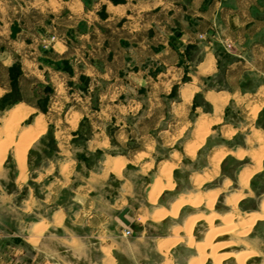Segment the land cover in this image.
Here are the masks:
<instances>
[{"label":"crops","instance_id":"crops-1","mask_svg":"<svg viewBox=\"0 0 264 264\" xmlns=\"http://www.w3.org/2000/svg\"><path fill=\"white\" fill-rule=\"evenodd\" d=\"M47 3L49 13L62 12L68 22L62 23V33L76 35L74 40H60L56 44L57 55L75 58L77 62L72 85L76 86L83 75L87 76L89 86L83 96L74 94L76 102L66 112V122L76 124L56 125L59 156L42 160V165L32 171L35 180L46 181L39 206H47V212L37 220H27V214L38 210L32 208L31 191L25 200L24 240L34 250L32 264H117L112 255L126 241L123 233L128 226L119 215L128 208L126 217L131 225L135 218L141 221L143 214L133 218L131 203L139 186L144 185L143 177L163 162L158 160L156 149L189 148L202 130L208 134L198 149L210 147L208 165H212L215 153H224L227 159L246 151L247 146L249 156L252 148H259L255 140L258 133H264V126L257 124L259 113L264 114V0ZM86 19L102 21L104 26L81 27ZM11 25L12 22L3 39L16 45L19 43L12 40ZM45 31L39 29L37 35ZM9 60L8 65L4 62L5 66H10ZM47 77L55 91L68 82V77L60 72L50 67L39 69L34 60L24 58L23 80L41 81ZM93 86L95 105L90 97ZM7 92L8 88L0 86V97ZM16 106L28 111L26 118L33 117L27 125L40 117L45 121L54 108L48 106L47 113H43L35 104L19 102L0 118L1 129ZM257 106L259 110L252 113L250 109ZM243 107L247 116L253 115L252 122H233V108ZM254 123L261 128L254 127ZM248 127L250 133H244ZM83 131L91 136L85 148L103 152L96 167H87L76 159L79 146L73 147L72 140ZM110 133H114L115 143ZM240 137L244 143L234 144ZM130 142L136 143V147L129 148ZM123 148L128 149L127 154L112 152ZM154 182L148 185V197ZM161 197L165 199L166 193ZM175 201L160 207L171 210ZM147 220L154 221L151 217ZM172 236L173 233L165 239ZM159 239L164 238H158L155 245ZM16 250L17 255H24L21 247ZM156 250L162 254L157 246ZM166 261L168 258L164 264Z\"/></svg>","mask_w":264,"mask_h":264},{"label":"rangeland","instance_id":"rangeland-1","mask_svg":"<svg viewBox=\"0 0 264 264\" xmlns=\"http://www.w3.org/2000/svg\"><path fill=\"white\" fill-rule=\"evenodd\" d=\"M48 1L50 0H0V31L2 38L0 40V86L9 89V92L6 94H11V99H17L12 105L7 104L9 100L0 103V118H2L6 110L19 102L35 104L43 113H47L48 106H54L46 116L48 118L44 121L46 130L43 139L39 141L40 135L38 141L32 143L27 153V174L24 182L18 175L20 168L15 158L13 146L9 147L6 158L2 164V170L0 171V264H32L34 250L24 240V223L26 220V211L24 210L25 200L29 197L31 191L34 196L32 208H38V210H33L32 213L28 211L27 220H30V218H32V220H37L40 215L47 212V206H39V204H42L40 200L44 198L43 190L46 181L39 182L35 180V175L32 171L38 169V167L42 165V160L46 161L48 158H56L59 156L58 151H60V149L57 147V139L55 136L56 125L64 126L65 124H76L75 121L71 120L69 121L70 123L66 122L68 117L66 112L68 108L76 102V100L73 99L74 94L77 93L83 96L85 90H87L89 86L87 76L83 75L80 76V82L76 86H73L71 76L74 71V64L77 63L75 58H67L63 55L60 56V54L57 55L58 50L56 44L60 40L65 42L74 40L76 39V35L73 33L67 35L62 33V23L68 22L64 21L62 12L55 13V11H53L49 13L48 9L50 8L47 3ZM111 1L116 3L122 0ZM100 15H104L103 9L100 10ZM9 17L13 20H10ZM70 19L72 20V18ZM11 22L12 40L19 43H16V45L10 44L7 39H3L4 32L7 27L9 28ZM89 25L92 27L97 26L98 28L104 26L102 21L97 22L86 19V21L82 22L81 27L87 28ZM39 29H46V31L43 35H37ZM32 44L34 45L32 46ZM9 55L11 58H8ZM24 58H29L31 61L34 60L38 63L39 69L50 67L55 72H60V75L68 77V82H64L66 87H61L60 91H55L53 85L48 83L49 77L41 81H38L36 78L23 80ZM8 60L10 66H5L4 62L7 64L6 61ZM93 89L94 86L91 87L90 97L92 104L95 105ZM6 94L0 97V101ZM43 108L45 110H43ZM243 108L237 110L233 108V122H252L253 115L249 114V116H247L248 111L246 112L245 108ZM257 108L259 107L257 106L254 109H250V111L255 113V111L259 110H257ZM262 113H264V110ZM32 120L33 117L26 118L20 122V127L22 128L29 124ZM86 123L87 122L82 123V130H85L83 126H85ZM257 124L264 126V114L261 116L259 113ZM257 124L255 126L254 123V127L261 128L258 127ZM2 126L3 123L2 120H0V133ZM249 128L250 127H248V131L244 133H250ZM202 132L204 131L202 130L200 133ZM207 134L208 131L205 136ZM110 135L112 137V142L115 143V139H113L114 133H110ZM2 136L3 138L5 137L3 134ZM260 137L264 139L263 132L258 133L255 140L259 148L257 150L252 148V154L250 156L247 155L250 154V148L247 146L245 149L246 151L241 152L243 156H228L227 159L224 157L220 163L218 174L214 176L213 179L200 185H197L196 179L198 177H203L200 175L204 172L209 173L213 170L212 161V165H208V159L212 154L209 146L197 148L198 150L196 149L194 154L191 153L190 147L183 149V147L179 146L175 148L160 146L156 149V156L158 160H163V162L159 166L154 167L151 172H148L147 176L143 177L144 185L139 186L138 195L131 203V214L133 218L135 215L137 216V214H143L140 216V220L143 221L144 217H150L152 211L157 207L170 206L176 198L180 197L179 195L183 194L188 196L190 194L199 195L202 193L204 195V193L216 191L217 189H220V191L218 192V197L212 210L222 213L234 212L231 205L226 204L225 196L241 192L239 184L241 183V175L244 169L255 167L253 154L264 147V143L263 145L259 144ZM18 138L19 132H17L15 136L16 140ZM202 138H204V134L199 135L198 140L192 145L197 143L200 146L204 141ZM90 139V134L83 131L80 137L72 140V144L73 147L74 144L79 146L78 151L75 153L76 159L80 160L81 163L85 164L87 167H96L103 152L88 151L85 147ZM243 143L244 138L240 137L235 140L234 144L239 145ZM232 145L233 143L230 142V146ZM135 147L136 143H129V148ZM200 151L201 154L199 155L198 153ZM112 152L113 154L118 152L127 154L128 149H116ZM46 165L47 163H45L44 166ZM167 165H172L171 178L175 186L173 189L163 191L162 194L166 193L165 199H162L160 195L156 201H152L148 197V192L151 189V186L148 185L155 181L156 176H162L163 171L170 168ZM257 173L251 177L249 189L243 191L244 197L239 201L237 211L234 212L237 216L236 221L240 217L245 220L251 219L253 213L260 211L264 199V158L262 161V168ZM228 180L232 182L228 184ZM66 196L67 199L70 198L69 195ZM187 206L181 209V213L176 218L170 217L168 221L161 220L155 222L147 220L141 222L136 218L135 221L132 220V224L135 227L133 229L136 230L137 233H134L131 226H126L123 233L126 241L122 242L120 250L114 252L116 255L111 251V253L114 254L112 256L116 258L115 263L164 264L165 258H168L169 261H173V264H188L189 260L198 254L195 249H190L188 247L187 238H184L182 242L169 251V255L167 254L169 257L160 254L156 250L155 245V241L158 238H165L172 235L173 228H182L184 226V221L187 220L189 216L199 212H204L206 215L210 214V209L205 203H203L199 209ZM146 210L151 214L148 215V213H145ZM201 223L202 221H200V224L198 223L199 226H197L194 232L196 241H201L209 229L205 226H200ZM216 223L217 227L223 225L221 220H217ZM239 238L245 243H248L250 248H246L244 243H240V241L239 243L234 242L229 249L237 248L241 251L251 249L256 251L257 254L251 256L247 260V264H264V221H257L246 235L240 236ZM234 239L235 238L228 236L224 240H217V242H225ZM17 247H21L24 250V255L19 256L16 254ZM226 251L227 249L223 252ZM95 253L96 256H98V251H95ZM224 264H234V262L226 261Z\"/></svg>","mask_w":264,"mask_h":264},{"label":"bare ground","instance_id":"bare-ground-1","mask_svg":"<svg viewBox=\"0 0 264 264\" xmlns=\"http://www.w3.org/2000/svg\"><path fill=\"white\" fill-rule=\"evenodd\" d=\"M259 108H257V110ZM27 115L28 111L23 106H16L9 112V117L7 116L8 118L6 119L4 127L0 133V171L2 170V164L6 158L9 147L13 146L15 158L20 168V179L23 180V182L26 179L27 174V153L32 143L35 142L46 130V125L43 117L37 118L34 124L25 125L21 128L20 122L23 121L27 117ZM17 132H19L18 140L15 139ZM2 134L5 136L4 138ZM201 134H204L205 136L206 132L200 133L199 135ZM262 137H260L259 144L263 145L264 139ZM198 146L199 144L197 143L191 145V153L194 154ZM237 155L243 156L242 153ZM253 155L255 160V167L244 169L241 175V183L239 184L241 192L233 195L229 193L230 195L225 196L227 202L226 204L231 205L234 212L237 211V205L239 201H241L244 197L243 191L248 190L251 185V177L262 168L264 147L256 151ZM224 157V153H215L214 157L211 160L213 164L212 172L206 173L203 177H198L196 179L197 185L213 179V177L218 174L220 170V163L222 162ZM167 166L170 168L172 167V165ZM170 168H168L169 170H164L162 176L158 177V179H155L156 182H154L155 184L153 185L152 190L149 193V198L152 201H156L157 198H159V196L163 193V191L174 188L175 185L171 178L172 168ZM231 182V180H228V184H230ZM219 191L220 189H217L216 191H210L206 194L204 193V195L203 193L199 195L190 194L188 196L182 194L178 198V200L174 202L171 210H167L164 207H157L154 210L150 217L154 221L158 222L170 216L171 218L177 217L181 212V209L187 205V207L191 206L194 209H199L203 205V203H205L206 206L210 209L209 215H206L204 212H199L188 218V221L184 227L173 228L172 237L168 239H159L156 246L163 255H167L169 251L180 242H182L184 238L188 239L187 242L189 244V248L195 249L198 254L197 256L190 259L188 264H224V262L226 261H232V263L234 262L235 264H247V260L251 256H255L257 254L256 251H253L251 249L247 251H241L237 248H233L231 250L229 248L234 244V242L239 243L240 241V243H244L246 248H250L249 244L245 243L239 237L246 235L257 221H264V199L262 201L260 211L253 213L251 219L245 220L244 218L240 217L236 221V213L232 212L231 210V212L227 213H221L212 210L218 197ZM145 213L149 212L146 210ZM148 218L149 216L144 217L143 221H146ZM217 220H221V222H223V225L217 227ZM200 221H202V223L204 222L203 224L201 223L200 226H205L209 229L207 233L205 232L206 235L201 241H196L194 238V232L197 226H199ZM228 236L231 238L233 237L236 240L234 239L235 241L228 240L225 242H217V240H224ZM226 249L227 251L223 252ZM166 262V264H172L171 261Z\"/></svg>","mask_w":264,"mask_h":264},{"label":"water","instance_id":"water-1","mask_svg":"<svg viewBox=\"0 0 264 264\" xmlns=\"http://www.w3.org/2000/svg\"><path fill=\"white\" fill-rule=\"evenodd\" d=\"M129 209L126 208L124 209L120 215H119V218L128 226H132V228H135L133 225H131V222L130 220H128V218L126 217V214L128 213Z\"/></svg>","mask_w":264,"mask_h":264},{"label":"trees","instance_id":"trees-1","mask_svg":"<svg viewBox=\"0 0 264 264\" xmlns=\"http://www.w3.org/2000/svg\"><path fill=\"white\" fill-rule=\"evenodd\" d=\"M10 97H11V94H6V95L2 98V100L0 101V103L9 100V102H8L7 104H8V105H12L14 102L17 101V99H11ZM7 104H6V105H7ZM8 105H7V106H8ZM43 110H45V109L43 108Z\"/></svg>","mask_w":264,"mask_h":264}]
</instances>
